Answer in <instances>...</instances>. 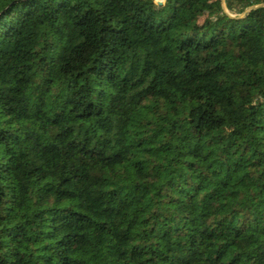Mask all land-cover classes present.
<instances>
[{"label": "trees", "instance_id": "16d2710c", "mask_svg": "<svg viewBox=\"0 0 264 264\" xmlns=\"http://www.w3.org/2000/svg\"><path fill=\"white\" fill-rule=\"evenodd\" d=\"M0 0V264H264V0Z\"/></svg>", "mask_w": 264, "mask_h": 264}, {"label": "water", "instance_id": "95a60500", "mask_svg": "<svg viewBox=\"0 0 264 264\" xmlns=\"http://www.w3.org/2000/svg\"><path fill=\"white\" fill-rule=\"evenodd\" d=\"M158 4H160L161 3V0H157L156 1ZM220 2H221V5H222V7H223V0H220Z\"/></svg>", "mask_w": 264, "mask_h": 264}, {"label": "rangeland", "instance_id": "374dc122", "mask_svg": "<svg viewBox=\"0 0 264 264\" xmlns=\"http://www.w3.org/2000/svg\"><path fill=\"white\" fill-rule=\"evenodd\" d=\"M157 1V0H156ZM162 1V0H161ZM223 10L227 13V14H229L226 10H225V6H224V2H223Z\"/></svg>", "mask_w": 264, "mask_h": 264}]
</instances>
